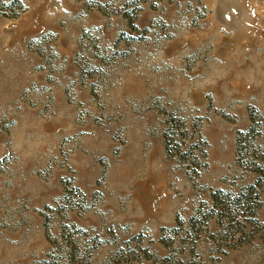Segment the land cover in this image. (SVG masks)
Wrapping results in <instances>:
<instances>
[{"label":"rangeland","instance_id":"obj_1","mask_svg":"<svg viewBox=\"0 0 264 264\" xmlns=\"http://www.w3.org/2000/svg\"><path fill=\"white\" fill-rule=\"evenodd\" d=\"M0 264H264V0H0Z\"/></svg>","mask_w":264,"mask_h":264}]
</instances>
